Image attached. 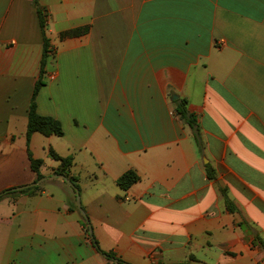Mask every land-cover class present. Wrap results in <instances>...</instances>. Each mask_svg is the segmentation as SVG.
Segmentation results:
<instances>
[{"label": "crops", "instance_id": "obj_1", "mask_svg": "<svg viewBox=\"0 0 264 264\" xmlns=\"http://www.w3.org/2000/svg\"><path fill=\"white\" fill-rule=\"evenodd\" d=\"M38 2L37 111L64 134L27 146L44 38L34 0H0V264H264V0ZM51 151L73 157L88 221L61 179L12 191L37 181L30 153L55 174Z\"/></svg>", "mask_w": 264, "mask_h": 264}, {"label": "trees", "instance_id": "obj_2", "mask_svg": "<svg viewBox=\"0 0 264 264\" xmlns=\"http://www.w3.org/2000/svg\"><path fill=\"white\" fill-rule=\"evenodd\" d=\"M34 1H35L37 10H38L40 26H41L43 38H44V54H43V59H42L41 77L38 80V82L36 83V86H35V89H34V92L32 95V99H31V104L29 107L28 125H27V132H26L27 146L28 147H29L31 136L36 132L41 133V134L46 135V136H50V135L62 136L64 134L62 124L58 120L54 119L53 117L42 116L37 111V97H38V94L40 92L41 87L44 85L42 78H43V75L45 73V66L47 64V60L50 56L51 51H49V41L46 37L47 22H46L45 11L40 7L38 0H34ZM84 32H85L84 29H75V30H71V31L62 33L61 37L65 38L68 36H76V35H80ZM177 102H178L177 113L182 117V119L192 129V131L194 133L195 140L198 144V147H199L200 151L203 152L204 143H203L202 129H201L200 125L198 124L196 116L189 112V110L187 108V101L182 100V101H177ZM51 155L56 160H59L61 162V166L55 171V174L65 175L74 183V186L78 189L79 187H78L76 178L71 176V167L73 165V157L70 156V157L62 158V157H59L57 154H55L53 151H51ZM30 161H31L32 170L37 174L36 180H40L41 178L44 177L40 172V168L43 164V161L34 159L31 156V153H30ZM208 176L210 179H214L215 173L210 169V171L208 172ZM139 179H140L139 176L135 172L129 171V172L125 173L122 177L119 178L118 184L122 189L127 190L132 185L137 183L139 181ZM42 189H43V186L39 185V186H35L32 188L23 190L19 193L36 195V194L40 193L42 191ZM7 194H9L7 191L0 193V199H2ZM222 195L225 199L228 210L230 212H235L236 209L233 206V202L230 200V198L227 194V191L225 189L222 190ZM94 242H95V246H96L97 250L100 253L106 254L109 259L113 258V255L111 253L102 252V250L97 245L96 241H94ZM120 262L122 264H125L122 261H120Z\"/></svg>", "mask_w": 264, "mask_h": 264}, {"label": "water", "instance_id": "obj_3", "mask_svg": "<svg viewBox=\"0 0 264 264\" xmlns=\"http://www.w3.org/2000/svg\"><path fill=\"white\" fill-rule=\"evenodd\" d=\"M175 98H178V97H175ZM50 179H61L75 190L76 198H77V201H76L77 207H78L79 211L82 213L83 217L86 219V221H88V218H87V216H86V214L82 208L80 193H79L78 189L74 186V183L65 175L53 174L50 177H43L40 180H37L35 183L25 185L23 187H19L16 189H12V191H23V190H26V189H29V188H32L35 186H39V185L43 184L44 182H46L47 180H50ZM90 233H92L91 229H90Z\"/></svg>", "mask_w": 264, "mask_h": 264}]
</instances>
